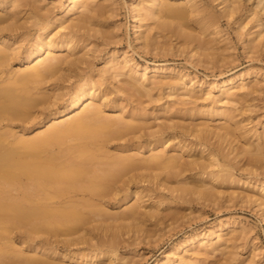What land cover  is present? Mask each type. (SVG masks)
I'll return each mask as SVG.
<instances>
[{"label": "rangeland", "instance_id": "1", "mask_svg": "<svg viewBox=\"0 0 264 264\" xmlns=\"http://www.w3.org/2000/svg\"><path fill=\"white\" fill-rule=\"evenodd\" d=\"M139 1H91V9L84 15L88 18L86 27L75 28V53L85 48L78 54L79 64L70 72L64 71L63 78L53 77L37 84L38 89L32 88L49 103L32 110L27 118L3 119L0 133H9L8 150L23 153L25 149L15 138L32 137L45 130L52 119L62 120L78 112L77 108L68 110L67 105L73 92L88 79L95 85L91 94L98 97L104 116L122 115L126 121L135 117V129H124L121 139L112 141L107 152L135 156L140 161L164 151L180 159L179 177L172 176L176 171L173 166L141 168L122 176L117 190L104 198L102 206H96L103 212L84 210V220L69 237L71 242L59 233L31 234L26 228L5 224L0 229V249L6 252L0 251V264H264V207L255 201L264 188V153L260 161H253L250 154L239 152L256 149L258 142L264 150V45L262 39L248 42L251 33L260 29L253 28L255 16H250L254 0L232 17L224 15L222 0H196L200 11L183 21V30L207 42L209 50H199L200 54L191 52L193 44H185L176 32L157 30L158 19L145 21L143 31L159 38L155 46H146L139 39V19L133 10ZM22 2V6L15 3L16 9L6 5L9 11L20 13L19 29L0 33L18 48L9 63L0 67L2 79L25 68L20 60L35 45L38 26L25 18L32 16L30 21H35L37 11L59 26L58 19L68 5V0ZM4 11L0 9V13ZM209 15L217 22L202 32L199 22ZM69 18L64 19L66 24ZM58 30H50V38ZM56 52L69 55L67 51ZM111 60L128 61L150 78L160 71L158 82L150 93L133 89L128 75L111 77L107 73ZM229 81H238L232 86L236 95L224 96L220 88ZM202 129L210 132L208 139L195 135ZM191 149L196 157L211 154L216 160L204 175H214L212 196L182 190L183 181L194 189L202 185L199 174L186 165ZM107 160L104 156L98 159ZM151 172L159 176H142ZM229 172L239 182H222ZM137 188L142 192L131 196ZM137 204L142 207L135 217L120 219L118 215ZM194 237L221 238L223 245L217 250L203 248L198 241L188 242ZM15 254L27 259L19 260ZM62 254L75 258L74 262Z\"/></svg>", "mask_w": 264, "mask_h": 264}, {"label": "bare ground", "instance_id": "2", "mask_svg": "<svg viewBox=\"0 0 264 264\" xmlns=\"http://www.w3.org/2000/svg\"><path fill=\"white\" fill-rule=\"evenodd\" d=\"M91 1L94 0H68L63 15L58 19L59 26H55L52 19L37 11L34 14L35 21H30L33 19L32 16L25 18L26 21L32 22L33 26H38L36 31L39 34L33 48L24 59L20 60L21 63L25 62V68L20 71H11L6 78H0V122L6 118L9 120L27 118L32 110L40 105L48 104L44 95L36 96L33 89H38L37 84L50 78H63L64 71L70 72L79 64L78 54L85 48L75 53L78 48L75 28L86 27L88 18H84V15L91 9ZM250 1L253 0H222L221 3L225 4L223 13L226 17H232L238 11H243L246 3ZM15 3L19 6L23 5L22 0H6L0 4V9L5 10L0 13V33L19 29L17 17L20 12H11L6 7L10 4L11 8L16 9ZM199 9L200 6L196 0H175L174 2L140 0L133 8L139 19L138 28L141 29L139 39H142L146 46L156 45L159 39L157 34L143 30L146 27L145 21L158 19L157 30L176 32L184 39L185 44H193L191 52L200 54L199 50H209L207 42L183 30L186 24L183 21L198 13ZM252 9L250 16H255L253 28L259 27L260 29L251 33L253 36L248 42L252 44L262 39L264 45V0H254ZM68 16L70 22L66 24L64 19ZM216 19L215 16L209 15L205 21L199 22L200 31L210 29L217 22ZM243 24L244 21L240 23V27H243ZM52 29L59 30L55 37L50 38ZM60 29L68 31L61 32ZM211 33L214 36L219 34L218 32ZM57 49L61 53L67 51L69 55H58ZM17 50L18 48H13L9 40L0 36V67L9 63ZM108 64L107 73L111 77L121 74L128 75L132 88L139 91L144 90L145 93H150L161 73L156 70L150 78L146 76V73H139L129 65L128 61L119 63L111 60ZM238 81L243 82V78ZM238 81L224 83L220 88L222 94L224 96L236 95L232 86L238 84ZM94 87L95 85L86 79L73 92L67 106L68 110L79 109L74 115L63 116L62 120L52 119L51 124L45 125V130L37 132L32 137H25V135L16 137L15 140L25 149L23 153L8 150L9 133H0V229H4L5 224H10L13 227L26 228L31 234L54 232L67 236V241L71 242L73 239L69 237L77 232L78 223L84 220V210L103 212L102 208L96 206H102L104 198L117 190L122 176L141 168L154 169L173 166L176 171L171 172L172 176L179 177L180 171L177 174L176 172L180 168V159L164 151H158L140 159L144 164L135 156L123 157L120 154L112 155L107 152L112 141L121 139L124 129L131 131L135 129L136 125L133 123L135 117L133 116L131 121H126L122 115L116 118L104 116L102 105L96 102L98 97L91 94ZM220 115L225 117V112ZM196 133V136L208 139L210 132L202 129ZM225 135H222V138H226ZM26 151L27 153H24ZM192 151L193 149L189 151L191 160L186 165L194 173L199 174L198 179L202 182L201 189L190 188L183 181L182 190L207 197L212 196L214 190L211 181L214 175L211 173L207 177L204 175L209 166H215L216 160L211 154H208V157H196L194 153L191 154ZM199 152L202 154L203 151ZM239 152L250 154V160L260 161L264 150L262 143L258 142L256 149H242ZM100 156L107 157L108 160L99 162ZM142 176L152 179L159 175L151 172L147 175L142 174ZM232 177L233 174L229 172L222 182L229 180L239 182ZM141 192L137 188L131 196H138ZM260 192L261 197L255 201L259 206L264 207V188ZM141 207L139 204L133 205L127 212L118 216L125 220L135 217ZM194 241H198L203 248L211 246L213 250L223 245L221 238L214 241L211 238L194 237L188 242ZM2 250L3 253L6 252L5 249H0ZM14 256L19 260L27 259L18 254ZM62 256L68 257L71 262L75 260L68 254H62ZM30 259L34 261L36 258L31 257Z\"/></svg>", "mask_w": 264, "mask_h": 264}]
</instances>
